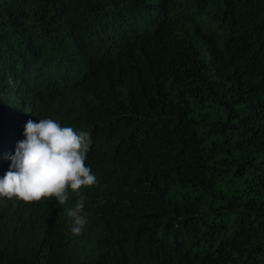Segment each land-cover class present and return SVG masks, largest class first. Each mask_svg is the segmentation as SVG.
<instances>
[{"label": "trees", "instance_id": "16d2710c", "mask_svg": "<svg viewBox=\"0 0 264 264\" xmlns=\"http://www.w3.org/2000/svg\"><path fill=\"white\" fill-rule=\"evenodd\" d=\"M44 118L97 183L0 197V264H264V0H0V178Z\"/></svg>", "mask_w": 264, "mask_h": 264}, {"label": "clouds", "instance_id": "9594fccd", "mask_svg": "<svg viewBox=\"0 0 264 264\" xmlns=\"http://www.w3.org/2000/svg\"><path fill=\"white\" fill-rule=\"evenodd\" d=\"M24 136L9 157V170L0 178V197L25 203L55 200L64 205L70 192L79 195L81 188L97 183L96 176L85 163L92 144L88 131L74 130L44 118L38 122L29 120ZM85 199L80 196L68 211L74 235L82 234L87 223L83 212Z\"/></svg>", "mask_w": 264, "mask_h": 264}]
</instances>
